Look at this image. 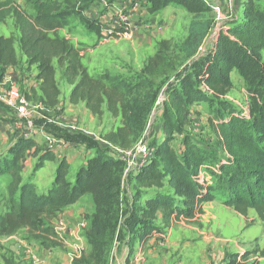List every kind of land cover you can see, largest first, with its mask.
<instances>
[{
	"label": "trees",
	"instance_id": "trees-1",
	"mask_svg": "<svg viewBox=\"0 0 264 264\" xmlns=\"http://www.w3.org/2000/svg\"><path fill=\"white\" fill-rule=\"evenodd\" d=\"M148 4L149 13L175 4L194 15L182 49L186 60L195 59L213 27L212 20L204 18L209 13L205 4L201 0H148ZM248 4L241 21L236 18L228 30L233 38L222 37L214 56L195 63L178 84L170 83L162 90V83L176 72L178 63L170 56L172 41L159 42L158 52L147 60L134 85L117 77L95 78L84 66L80 50L57 34L69 15L62 11L58 0H34L35 16L13 7L12 1L0 3V25L12 17L19 32L18 37H0V78L7 69L21 64V52L28 67L37 70L35 83L38 86L27 93L30 102L44 109L65 111L57 81L59 69L61 78L73 87L68 98L70 105H84L95 118L103 117L107 111L121 119V126L105 134L103 139L127 151L140 141L157 100L165 95L163 120L167 140L149 161L154 162L140 170L136 178L137 194L142 190L157 191L141 210L143 227L136 237L141 243L162 234L165 230L161 224L169 226L172 219L181 217L193 219L197 213H203L204 204L215 200L243 217L255 211L264 221V106L254 107L249 116H244L228 100L234 89V72L257 69L255 61L264 51V11L251 1ZM99 21L100 25H106L102 19ZM95 25L100 32L102 26ZM93 26L91 28L95 29ZM102 37H105L104 31ZM202 104L218 105L219 116L210 123L217 137L216 145L225 155L213 174L216 182L212 185L199 178L208 165L204 162L206 152L188 142L185 132L193 117L192 107ZM39 121L46 126L51 124ZM176 134L186 137L183 159L170 145ZM63 141L77 143L76 140ZM31 152L37 161L32 177L47 162L56 160L53 149L42 152L39 143L28 137L20 138L6 155L0 156V180L11 179L9 197H0V206H4L0 212V238L26 230L43 248L53 249L60 241L54 228L58 216L85 196L92 195L95 212L92 226L85 233L92 252L84 253L74 264H99L107 257L121 229L124 162L96 156L79 169L72 183L68 180L69 160L61 157L52 186L46 193H38L32 179L24 181L22 176V162ZM165 187L173 195L162 193ZM219 189L224 197L218 196ZM132 237L133 243L136 239ZM129 254H133V250Z\"/></svg>",
	"mask_w": 264,
	"mask_h": 264
},
{
	"label": "rangeland",
	"instance_id": "rangeland-1",
	"mask_svg": "<svg viewBox=\"0 0 264 264\" xmlns=\"http://www.w3.org/2000/svg\"><path fill=\"white\" fill-rule=\"evenodd\" d=\"M6 1H12L13 7L20 8L29 16H35L36 14L32 7L34 0H0L1 3ZM58 1L62 9L72 10V12L68 13V16L69 19H73L78 25L77 28L75 27L78 29V34L72 33L73 31H69L68 28L69 34H67L68 36L73 34L78 37V40L81 39V43L75 45V47L81 52L84 66L88 68L90 74L95 78L117 77L134 85L137 83L141 69L147 60L158 52L159 42L162 40L172 41L173 49L170 56L174 62L178 60V63H176L175 67L176 72L162 83V90L164 88L166 90L170 83L178 84L195 63L202 61L206 57L214 56L222 37L233 38L228 30L236 18L241 21L246 8L249 6L248 1L257 4L264 11V0H201L209 10V13L204 15V18L211 19L213 27L198 56L195 59L186 60L182 46L188 37L190 23L194 15L182 6L172 4L165 9L145 15V26H151L149 29L151 41H143L140 51L132 55L130 46L137 39L135 34L120 36L122 32L115 31L112 35L107 36L105 31L106 26L109 24L111 26V23L117 19V15L112 14L109 17L108 13L104 12L102 14V18L106 15V19L103 22L107 25H100L99 22L98 25L100 28L102 26L101 33L104 31L105 37L100 38L98 36L99 31L95 24V26H92L95 28L93 30L96 31L97 37L92 35L91 32L93 31L89 32L90 30L85 29L87 19L82 14L84 8L87 9L92 4L104 8L115 7L118 0ZM121 1L123 5L125 1ZM140 1L142 2V0ZM61 24L64 25L65 22ZM81 25L85 27H80ZM0 32L5 35L19 36L12 17L8 18L0 26ZM89 52L91 54H88ZM255 62L256 66L258 65L257 69L245 68L243 71L237 70L234 72V89L228 96V100L232 102L236 111L244 113V116H249L250 110L254 107L259 109L264 106V51L260 59H256ZM57 81L62 91L63 99L65 98L63 104L65 112L59 111L66 121L64 125L67 127L77 126L80 130L75 132L58 124L46 126L38 119L34 121L36 129L41 131L39 137L42 144L39 143V147L42 152L48 149H53L54 152L57 149H61L62 152L60 151V153H66L60 157H56L57 155L54 154L56 160L47 162L45 168L38 173L36 178V190L38 193L43 189V185L51 183L55 179L56 166L62 156L69 160L68 180L74 183L75 175L79 169L90 160H93L94 157L101 155L105 158L118 160L119 155H122L114 146L103 144V136L120 127L121 119L114 118L107 111H105L103 117L95 118L82 104L75 108L69 107L68 98L73 87L61 78L59 69ZM17 90L20 91V89ZM3 91L6 90L3 89ZM12 91L14 90L7 92L11 93ZM31 104L33 106L37 105L33 101H31ZM68 109H71L70 112ZM192 110L194 113L191 124L185 132L188 135V142L201 147L206 152L204 162L208 165L202 169L201 174L210 182L209 185H212L213 181L216 182L213 174L218 170V163L223 160L222 158H225V155L216 145L217 137L210 123L211 120L214 121L219 116V108L218 105L202 104L192 107ZM51 116L56 117L53 113H51ZM167 137L164 131L163 108H159L149 118L146 131L140 141H143V145L154 148V152L157 153L158 147L167 140ZM53 138H56L59 142L52 140ZM66 139L76 140L77 143L66 144V146L61 144L62 141L60 142V140ZM185 143L186 137L178 134L170 142L180 159H183L186 152ZM70 149L75 154L74 156L69 157ZM30 154L33 155V152L29 153L28 156ZM26 159L23 161V177L26 176L25 179H33L37 175L35 174L32 177V170L37 161H32V167L27 168V165L31 163L28 162L30 158ZM119 160L122 163L124 162L121 229L118 232L117 240L115 237L114 242L110 246L107 257L99 264H264V221L259 218L255 211L251 210L248 217H243L233 209L221 205L219 203L221 201L218 200L216 204L207 205L202 214L197 213L196 215L199 216L195 221H175L169 226L161 224V227L165 230V235L172 230L173 234H175L176 248L174 250L175 255L172 256L176 257L175 259L169 261V255L163 257L165 261L160 263V259L163 258L160 257V259L154 261L150 257H146L145 250H141V254L134 253L140 251V246H137L133 254L130 255L128 246H131L132 240L129 241V236H133V239L138 236L139 231L143 227L141 224L143 222L141 210L145 209L146 201L153 197L152 195L157 191L142 190L141 194H137V174L144 167L138 173L132 168H129L130 171L127 172L126 162L122 159ZM152 162H148L146 166ZM157 162L160 161L157 159ZM207 167L210 169L208 170ZM10 183V178H2L0 180L1 199L9 197L8 186ZM161 192L173 195L168 187H165ZM217 194L219 197H224V193L220 189ZM178 204L181 206V203ZM3 210L4 206H0V212ZM94 212L93 196L87 195L72 207L67 208L63 214L67 215L65 220L69 226H76L79 220L84 219L87 230H89L92 226L91 222ZM115 240L118 241L116 244H114ZM36 246L40 248L38 251L35 249ZM86 248L88 249L87 254H90L92 247L89 245ZM44 250L48 251L47 255L54 253L53 259L48 261L49 264H69L67 257L70 250L69 245L60 240L57 241V247L50 250L45 249L37 241L31 239L26 230H22L9 238H0V264H46L47 257ZM142 254L143 260L140 257Z\"/></svg>",
	"mask_w": 264,
	"mask_h": 264
},
{
	"label": "crops",
	"instance_id": "crops-1",
	"mask_svg": "<svg viewBox=\"0 0 264 264\" xmlns=\"http://www.w3.org/2000/svg\"><path fill=\"white\" fill-rule=\"evenodd\" d=\"M123 1H125V3L123 5H122V1L118 0L117 4H115V7H110V8L109 7L108 8L99 7V6H95L93 4L90 5L87 9L84 8V10H82V14H83V17H85L87 19V21H86V24H87L86 27L87 28L85 26H82V25L80 27H83V28L85 27L86 30L87 29L90 30L89 32L93 31V32H91L92 35L94 37H97L96 31L91 28V25L98 24V22L100 23L99 20H101V19H102V21H104V19H106L105 18L106 15L102 18V14L104 12L108 13L109 17L112 14L119 15V14L124 13V12H125V14L126 13L131 14L132 15V26L133 27L136 26V30L138 31L135 34L137 36L136 37L137 39L135 41H133V43H131V46H130V50H131L130 52L133 55L134 53H138L140 51L139 49H141V44H142L143 41L144 42L151 41V33L149 31L151 26L149 27V25H148L146 27L144 23L139 22L140 21V16L142 14H144V15L145 14H147V15L150 14L148 12V0H142V2L140 0H130V1L129 0H123ZM117 5H119V6H117ZM62 11H65V12H68V13L72 12V10H67L66 8H63ZM64 22H65V24L64 25L62 24L61 28L58 29V32H57L58 36L60 38H62V39L68 40L71 43V45H73V46L78 45L79 43H81L80 42L81 39L78 40V37H76L75 35L72 34V35L68 36L69 33H68L67 28L69 29V31H73L72 33H77L78 34V32H77L78 29H76L78 25H76L75 21L73 19H69V16H67L66 19L64 21H62V23H64ZM2 25H0V26H2ZM115 31H120V30H115ZM115 31L113 30V33ZM1 36L9 37L10 35H5L3 32L2 33L0 32V37ZM98 36H100V38L102 37L101 29H100V32H99ZM16 48H17V50H19V47L16 46ZM88 54H91V53L89 52ZM19 56H20V59H21V64L19 66H17V67H13V68L7 69L5 74H4V77L2 79L0 78V87L2 89H5L6 91L17 90V89L22 90V87H24V85L26 83L29 82V83L33 84L36 81V76H37L36 68L35 67H32V68L28 67V65L26 63V57L23 54H21V52L19 53ZM110 59H112V58H110ZM64 100H65V98L64 99L62 98L63 103H64ZM78 106L79 105H77V106L70 105L69 107L75 108V107H78ZM56 110L59 111V109H56ZM70 110L71 109H68L69 112H70ZM38 120H41V119H38ZM23 131H24L23 121L20 120L17 112L14 109H12V108H9L7 106H4V105L0 104V156L6 155L8 153L9 148L16 141H18L20 138L24 137L23 136ZM36 134L39 137L40 134H41V131H37ZM37 142L42 144V142L40 140V137L38 138ZM60 151H61V149L60 150L57 149L55 151V155H57L56 157H60L61 155L64 156V154H66V153H60ZM68 155H69V157H71V156H74L75 154L70 149V152H69ZM27 158H30L29 159L30 161H28L30 163L32 161H34V160L36 162V158H34L33 155H31V154ZM58 162H59V160H58ZM57 166H58V164H57ZM57 166H56V168H57ZM22 167H23V171H24V162H22ZM29 167H32V163L30 165H27V168H29ZM39 172H41V171H39ZM38 173L32 179V183L35 186H36V183H37L36 182V178L38 176ZM22 176H23V174H22ZM25 177L26 176H24L23 179H24V181H27L28 178L25 179ZM53 182H54V179H53V181L51 183H47V184L43 185V189L39 193H46L49 190V188L52 186ZM216 202H218V201L215 200V201H212L210 203H207L206 205L204 204L203 210H205L207 205L214 204V203L216 204ZM219 203L221 205H223L222 202H219ZM198 216L199 215H196L195 218H193L191 220H187V219H185L183 217H181L179 220L172 219L171 223L173 224V222H175V221L184 222V220L185 221H195V220H197L196 218ZM158 220H159V222L161 224L162 223V215L161 214L158 215ZM171 223H170V225H171ZM119 231L120 230H118V232ZM118 232L116 234V240H117V237H118ZM164 233L165 232H163L162 234L154 235V237L151 238L146 243H144V242L141 243L137 239L136 241H133L134 244L131 243V246H128V251H130V250L134 251V249L137 246H140V251L139 252H134V253H140L141 250H145V252L147 254L146 257H150L154 261L157 260V259H160V257L163 258V257L169 256V255H170L169 256V261L173 260V259L176 258V257H172V256L175 255L174 254V250L176 248V243L174 241L175 234H173V230L170 233L166 234V235ZM130 239H131V236H129V241H130ZM116 240H115L114 244H116L118 242ZM137 243H139V244H137ZM35 249L38 251V249H40V248L38 246H36ZM44 253H45L46 257H47L46 258V264H49L48 261H51L53 259L54 253L52 252L50 255H47L48 251H46V250H44ZM35 256H37V255H35ZM142 256H143V254L140 255L141 260H143ZM144 256H145V254H144ZM163 261H165L164 258L160 259V263H163Z\"/></svg>",
	"mask_w": 264,
	"mask_h": 264
},
{
	"label": "built area",
	"instance_id": "built-area-1",
	"mask_svg": "<svg viewBox=\"0 0 264 264\" xmlns=\"http://www.w3.org/2000/svg\"><path fill=\"white\" fill-rule=\"evenodd\" d=\"M147 15V14H145ZM145 15L142 14L140 16L141 23L146 22ZM117 19H115L111 26L110 24L106 26L105 31L107 32V36L113 34V30H120L122 33L120 36H128L130 34H136L138 31L136 30V26H132V15L128 13H121L116 16ZM202 50V48L200 49ZM36 83H26L22 90H14L11 93L7 91H3V89L0 88V104L7 106L9 108L14 109L20 120L23 121L24 125V131L23 136L28 138H33L36 141L38 140V136L36 132L38 131L35 127L34 121L36 119H41L45 121L46 123L51 124H58L60 126H63L65 128H68L71 131H79L80 129L77 126H70L67 127L64 125L66 123L65 119H63V115L59 113L58 110H48L44 109L41 106H33L31 102H29L27 98V93L32 87H37ZM165 95H162L156 102L155 110L153 114H155L159 108L164 107V102L166 101ZM51 113L55 114L56 117H52ZM153 116V115H152ZM52 140L59 142L56 138H53ZM61 144L65 145L68 144L63 140ZM103 144H106L107 146H113L103 141ZM122 155H119V159H122L127 164V172H129V168H132L135 172H139V170L146 166V164L151 160V158L155 154V149L152 147H148L147 145H143V141H139L131 150H120L119 148L115 147ZM200 174L199 178L203 182L207 180L204 175ZM204 177V178H203ZM208 181V180H207ZM210 183V182H209ZM66 214H61L58 216L56 223H55V232L66 245H69V254H68V260L69 264H74L77 260H80L84 253L87 252V239L85 237V233L87 231V225L86 222L83 220H79L76 226H69L67 221Z\"/></svg>",
	"mask_w": 264,
	"mask_h": 264
}]
</instances>
